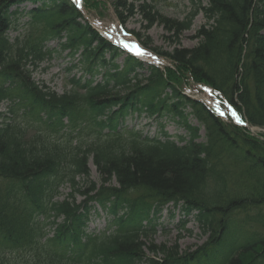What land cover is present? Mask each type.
<instances>
[{"label":"trees","instance_id":"16d2710c","mask_svg":"<svg viewBox=\"0 0 264 264\" xmlns=\"http://www.w3.org/2000/svg\"><path fill=\"white\" fill-rule=\"evenodd\" d=\"M104 1L0 0V264H264V140L181 91L205 85L264 129V0H187L181 21L155 0L111 1L122 26L138 15L145 30L172 33L171 52L153 51L173 68L130 55L119 64L124 53L83 15L100 16ZM200 14L197 45L180 47ZM66 52L82 71L68 91L34 81ZM134 115L170 116L185 137L161 123L163 140L143 136L124 124ZM63 185L71 193L56 201ZM88 202L109 214L110 234L85 233ZM169 204L180 229L192 218L206 238L192 253L151 241Z\"/></svg>","mask_w":264,"mask_h":264},{"label":"rangeland","instance_id":"374dc122","mask_svg":"<svg viewBox=\"0 0 264 264\" xmlns=\"http://www.w3.org/2000/svg\"><path fill=\"white\" fill-rule=\"evenodd\" d=\"M113 0H107L103 2V10L101 15L96 14L99 19V23H93L94 28H96L102 35L109 39L117 46H121L123 50L131 53L143 61L155 62L158 64H169L164 57L156 55L152 50L159 49L164 52H171L176 46L174 44V37L172 33L164 30V28L158 24H155L150 29L145 30L144 27L146 22L138 15L129 18L126 25L122 27L113 8L109 3ZM107 2V3H106ZM156 7L160 13L166 17L172 19L182 20L184 16L189 12L188 1L187 0H155ZM26 7H30L27 5ZM205 20L200 14L194 21L193 26L190 31L184 32L180 35V47L182 48H192L197 45L198 40L194 38L196 30L204 24ZM109 33V35L107 33ZM140 37H138L137 35ZM15 33H10V37H14ZM55 47V44H50ZM123 56L117 59L119 64L123 63ZM78 58L74 60L68 58L66 54L62 57H55L49 63H43L41 68H46V71L38 70L33 74L34 81L38 84L46 83L52 90L56 91L58 94H62L71 88L70 80L75 77L76 79L81 77L82 72L79 68H71L76 65ZM48 67V68H47ZM187 95H193L197 99L206 102L211 107L216 106L218 102L215 100L214 96L210 94L209 90L205 87L197 86L195 89H190L189 87L183 90ZM197 92V93H196ZM192 97V96H189ZM4 111L2 107L1 112ZM162 123L165 125V130L173 140H178L179 137L185 136V131L179 127L170 116L164 119L156 120V118H148L143 115L141 118L134 116L132 120H127V126H134L136 129L143 130L145 134L149 133L150 136H157L159 131L158 124ZM191 123L195 125V121L191 120ZM255 133L263 134V129H253ZM201 141H204V133H200ZM261 136V135H260ZM178 142V141H177ZM91 180L98 183L99 178L93 166H91ZM80 182V180H78ZM71 193V188L64 185L59 190V195L56 201L64 200ZM84 199L80 196H76V202L80 203ZM91 221L89 224V231H101L105 227V215L100 209L97 210V215L92 214L90 216ZM183 219L182 212L179 209L173 211V209L164 210L159 218L157 219V226L155 228V234L151 237V241L155 245H165L168 247L178 245L180 250L187 252H194L200 247L206 240L202 235V232L198 225L193 221L192 218L189 219L185 229H180L179 221ZM52 229L47 227V232L49 235L52 234Z\"/></svg>","mask_w":264,"mask_h":264},{"label":"snow or ice","instance_id":"6c2138e0","mask_svg":"<svg viewBox=\"0 0 264 264\" xmlns=\"http://www.w3.org/2000/svg\"><path fill=\"white\" fill-rule=\"evenodd\" d=\"M74 2L79 3V0H74Z\"/></svg>","mask_w":264,"mask_h":264}]
</instances>
